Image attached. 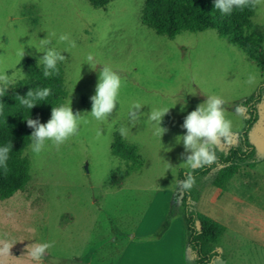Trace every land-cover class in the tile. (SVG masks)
I'll return each instance as SVG.
<instances>
[{
  "label": "rangeland",
  "instance_id": "obj_1",
  "mask_svg": "<svg viewBox=\"0 0 264 264\" xmlns=\"http://www.w3.org/2000/svg\"><path fill=\"white\" fill-rule=\"evenodd\" d=\"M144 1L110 0L96 9L89 0H0V72L13 78L21 69L26 75L25 63L39 62L43 53L36 48L43 50L40 39L47 36L48 47L64 51L65 103L70 99L84 121L63 143L47 141L39 154L31 152L30 137L23 151L30 180L24 191L0 200V240L13 243L10 255L0 257L2 264H182L183 257L184 264H195L181 198L174 197L180 170L198 165L185 161L187 153L175 137L185 131L181 124L187 112L217 95L231 121V137L213 147L224 154L231 147L243 149L238 134L246 119L238 103L264 83V0H255L246 30L262 41L244 49L214 30L185 31L173 39L158 34L141 23ZM61 34H68L75 47L59 41ZM24 46L20 61L17 52ZM89 52L122 80L117 107L103 121L84 113L90 111L101 67L83 64ZM135 104L141 108L136 110ZM162 107L169 110L162 117L166 131L160 137L147 114ZM257 110L258 120L248 133L256 160L217 167L202 180L203 188L221 187L219 201H207L203 188L199 200L190 201L201 218L233 211L228 224H239L247 233L239 237L245 249L240 264H264V251L254 246L255 241L264 244V91ZM116 136L136 147L141 166L112 154ZM249 178L253 190L243 187ZM215 193L217 197L218 189ZM244 195L252 207L242 206L238 199ZM171 208L170 226L156 237ZM231 233L227 230L224 239ZM34 241L50 243L39 260L26 254V245ZM181 241L184 252L178 248ZM219 248L227 254L225 247Z\"/></svg>",
  "mask_w": 264,
  "mask_h": 264
},
{
  "label": "trees",
  "instance_id": "obj_2",
  "mask_svg": "<svg viewBox=\"0 0 264 264\" xmlns=\"http://www.w3.org/2000/svg\"><path fill=\"white\" fill-rule=\"evenodd\" d=\"M92 7L104 8L110 0H89ZM255 8V0H247L246 6L241 9L234 8L230 14H221L213 8V0H145L141 14V23L154 30L156 33L175 38L182 32H203L214 30L219 36L226 38L232 45L244 49L246 44L256 48L262 41L257 34H248L246 30L251 23ZM38 65V66H37ZM58 72L45 78L43 65L36 61L25 63L26 75L23 79L6 90L0 103L3 110L0 112V144L12 143V151L9 154L6 168H0V200L12 197L14 194L24 191L30 180V163L23 155L25 147L30 143L32 131L26 124L29 114L32 118L40 117L41 122L50 117L51 107L65 103L67 91L64 82V67L59 62ZM49 87L50 95L46 101H38V105L31 110L20 105L17 95L23 96L29 88ZM264 83L248 98L238 103L244 111L245 126L239 132L242 148L231 147L227 153L215 149L216 159L212 162L198 165L189 172L180 170L178 185L174 200L180 197L183 208L187 246L194 255L195 264H212L219 257L217 251L206 249L207 243L217 241L222 235L220 225L201 218L190 203L199 200L200 190L203 188V179L213 169L224 166H238L247 161H255L256 151L248 142V133L258 120V104L262 99ZM112 154L123 161H130L135 166L142 165V160L135 146L125 142L120 136H116L112 146ZM191 173L194 183L189 189H183L180 181L186 179V174ZM173 209L164 218L156 237L163 234L170 226Z\"/></svg>",
  "mask_w": 264,
  "mask_h": 264
},
{
  "label": "clouds",
  "instance_id": "obj_3",
  "mask_svg": "<svg viewBox=\"0 0 264 264\" xmlns=\"http://www.w3.org/2000/svg\"><path fill=\"white\" fill-rule=\"evenodd\" d=\"M246 4L247 0H213V8L218 9L221 14H230L234 8L241 9ZM58 39L59 41H68L72 47H75V41L70 40L68 34H61ZM40 40L43 50L34 47L38 52L43 53L37 61L43 65V76L47 78L58 72L57 65L59 62L65 60V56L62 54L64 51L47 46L50 44L47 36ZM24 54L25 46L17 52L20 61ZM83 64H87L93 70H96L98 65L101 66L98 70L94 93L90 96V111L84 113H89L96 120L103 121L117 107L122 84L121 77L107 64L98 62L91 52L85 56ZM80 73L81 69L79 79ZM24 76L21 69L18 74H13V78L0 72V97L5 95L6 90L9 86H12V83H18ZM50 93L51 89L49 87H37L35 90L29 88L26 94L23 96L17 95L16 97L21 106L31 110L40 104L38 101H46ZM3 105V103H0V112L3 110ZM222 105L223 100L221 97L209 95L184 116L181 127L185 131L183 134L177 135L175 139L177 143L183 144L184 150L187 153L185 161L191 166L214 161L216 154L212 150L213 146L221 141L229 142L231 137V121L225 117ZM134 108L139 110L141 105L135 104ZM168 110L169 108L167 107L152 108L149 109L147 114L148 120L153 123L160 137L166 131L165 128L161 127V120ZM181 110H183V105L181 106ZM82 114L80 111L72 109L70 99L68 103H62L55 107L52 106L50 117L46 122L42 123L39 116L32 118L29 114L28 118L24 120L27 126L32 129L29 136L31 137L29 145L31 152L39 154L45 148L47 141L58 145L77 133L81 123L84 122ZM120 131L123 135L124 129L122 128ZM11 151V142L0 144V168H6ZM193 183L194 177L191 173H187L186 179L180 181L183 189L191 188ZM12 245L13 243H9L7 240H0V257L10 255ZM49 247L50 243L47 241H34L30 245H26V254L33 260H39ZM0 264H2V261H0Z\"/></svg>",
  "mask_w": 264,
  "mask_h": 264
},
{
  "label": "crops",
  "instance_id": "obj_4",
  "mask_svg": "<svg viewBox=\"0 0 264 264\" xmlns=\"http://www.w3.org/2000/svg\"><path fill=\"white\" fill-rule=\"evenodd\" d=\"M253 167L254 166H250V168H253ZM251 179L252 178H249L247 181L243 182V187L245 186L248 190H253L254 185H253V180L251 181ZM250 182H252V186H251ZM248 183H249V185H248ZM216 189H218V196L217 197L215 196ZM203 190H204L203 191L204 197L206 198L207 201L216 202V201H219V199H221V196H220L221 187L216 188L214 185L210 184V186H208V188L204 187ZM249 198H250L249 196L244 195V196H241V198H239V199L237 198V199L241 201L242 206L244 205L246 207H249L250 206ZM251 205H254V204L252 203ZM250 207H252V206H250ZM253 208H254V206H253ZM230 210L228 209L226 213L225 212L219 213V215L222 214V216H224V217H222V216L216 217V215L209 216V214H203L202 218L206 221L217 223L218 225H220V227L222 229V235L217 241H215L213 243H207V245H209L208 247H210L212 249L214 247L216 249V251L219 252V254H220V256L215 258L214 260L220 259L223 262V264H240V262H244L243 259H244L245 255H243V252L245 251V249L242 248L243 244L241 241H239V237L241 236V234H244V236H246L245 234H247V233L246 232L242 233L240 226H238L239 224H235V226L230 225L231 223L228 224L227 221H229V218H231V216H233V211L230 212ZM246 210L248 211V208H246ZM240 221H242V220H240ZM263 226H264V223H263ZM227 230H231L232 233H231L230 238L228 240L227 239L225 240L224 238H225V234H226ZM255 231L256 230H254V232ZM252 232L253 231L250 232V234H251L250 236H253ZM260 233L264 234V229L261 230ZM132 244H134V242H131L128 245H132ZM220 246L222 248L223 247L226 248L227 254L224 252V250H223L224 248L223 249L219 248ZM254 246H257L260 248V250L264 251V244L263 243L259 244L258 241H255ZM178 248L183 252L185 251L184 244L182 241L180 242V246ZM183 256H184V254H183ZM182 264H184V257L182 258Z\"/></svg>",
  "mask_w": 264,
  "mask_h": 264
}]
</instances>
